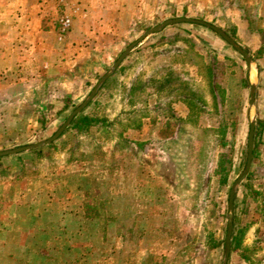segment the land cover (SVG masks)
<instances>
[{
  "label": "rangeland",
  "instance_id": "obj_1",
  "mask_svg": "<svg viewBox=\"0 0 264 264\" xmlns=\"http://www.w3.org/2000/svg\"><path fill=\"white\" fill-rule=\"evenodd\" d=\"M176 17L250 60L202 24L146 34ZM263 121L264 0H0V151L67 122L0 158V264H222L230 220L226 264H264V130L228 205Z\"/></svg>",
  "mask_w": 264,
  "mask_h": 264
},
{
  "label": "water",
  "instance_id": "obj_2",
  "mask_svg": "<svg viewBox=\"0 0 264 264\" xmlns=\"http://www.w3.org/2000/svg\"><path fill=\"white\" fill-rule=\"evenodd\" d=\"M177 22H195V23H199L205 26H208L210 28H212L213 30H215L218 34H220L222 37H224L226 40H228L231 44H233L234 46H236L235 42L229 37L227 36L220 28L204 21V20H200V19H194V18H189V17H176V18H171V19H167L165 20L163 23L150 28L146 34L152 33L155 30L167 25V24H171V23H177ZM239 50L240 47L236 46ZM128 50V49H127ZM127 50L115 61L114 65H113V69L118 65V63L120 62L121 58L126 54ZM242 54L246 57L247 60H250L247 53L243 50H241ZM110 72L106 73L103 77V79L109 74ZM253 101V95L251 94V98H250V104H252ZM86 104V101L83 102L82 104H80L75 110H73L69 117L68 120H70L77 112H79L83 106ZM67 122H65L64 124H62L59 129L55 132V134H53L50 138L46 139L43 142H37L35 144H30V145H25V146H19V147H15L12 149H8V150H2L0 151V156L2 155H7V154H12V153H16L25 149H29L33 146H38L42 143H48L51 140L55 139L61 132L62 130L65 128ZM253 135H254V123L250 122V128H249V133H248V139H247V160H246V166L243 170V172L236 178V180L233 182L231 189L229 191V197H228V205H229V209L232 212L233 210V197H234V190L236 185L242 181V179L244 178V176L246 175V173L248 172L249 168H250V164H251V158H252V148H253ZM231 232H232V221L230 220L228 222L227 225V232H226V236H225V253H224V261L222 262V264H226V261L229 257V251H230V237H231Z\"/></svg>",
  "mask_w": 264,
  "mask_h": 264
},
{
  "label": "trees",
  "instance_id": "obj_3",
  "mask_svg": "<svg viewBox=\"0 0 264 264\" xmlns=\"http://www.w3.org/2000/svg\"><path fill=\"white\" fill-rule=\"evenodd\" d=\"M191 24H193V25H197V26H201L199 23H193V22H191ZM230 35V34H229ZM218 36L220 37V38H222L221 37V35L220 34H218ZM231 37H233V36H231ZM262 50H263V47H259L256 51H255V53H256V57H261V55H262ZM119 68V67H118ZM207 70H208V72H209V74H210V80H211V83H212V89H213V92H214V94L216 93L217 95H218V93L216 92V90H218L219 89V86L213 81V79H212V70H211V67L208 65L207 66ZM244 79H245V83L246 84H248V81H247V78L244 76ZM215 94V95H216ZM81 112L82 111H80L79 113H77V114H75L74 116H73V118L71 119V124H73L75 127H77V128H81L83 125H85V124H89L90 122H89V119L86 117V116H83V115H81ZM264 130V121L263 122H260V124L258 125V127H256V134H254V136H253V148H252V155H253V157L255 156V152H256V146H257V135H260L261 133H262V131ZM3 156V155H2ZM2 156H0V158L2 157ZM248 174H249V172H248ZM248 174H247V176H248ZM247 176H246V178H247ZM235 197H234V199H233V201H234V211H235V209H236V202H235ZM234 231H235V228L233 227V233H232V236H231V250H233L234 249V246H235V241H236V236L234 235Z\"/></svg>",
  "mask_w": 264,
  "mask_h": 264
},
{
  "label": "built area",
  "instance_id": "obj_4",
  "mask_svg": "<svg viewBox=\"0 0 264 264\" xmlns=\"http://www.w3.org/2000/svg\"><path fill=\"white\" fill-rule=\"evenodd\" d=\"M58 3L62 6H67V5H72L73 7L76 5L78 0H57ZM59 23V37L61 38L65 32L70 28L71 23H72V18L70 14L64 12L61 14L58 20Z\"/></svg>",
  "mask_w": 264,
  "mask_h": 264
},
{
  "label": "crops",
  "instance_id": "obj_5",
  "mask_svg": "<svg viewBox=\"0 0 264 264\" xmlns=\"http://www.w3.org/2000/svg\"><path fill=\"white\" fill-rule=\"evenodd\" d=\"M252 67V66H251ZM253 70V68L251 69V71ZM252 73V72H251Z\"/></svg>",
  "mask_w": 264,
  "mask_h": 264
}]
</instances>
